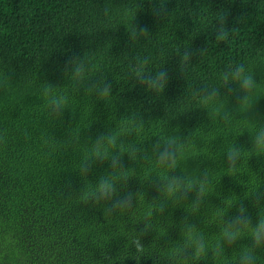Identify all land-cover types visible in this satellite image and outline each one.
Segmentation results:
<instances>
[{
    "label": "trees",
    "instance_id": "trees-1",
    "mask_svg": "<svg viewBox=\"0 0 264 264\" xmlns=\"http://www.w3.org/2000/svg\"><path fill=\"white\" fill-rule=\"evenodd\" d=\"M222 17L228 36L218 40ZM135 28L148 33L132 37ZM145 60V77L163 73V89L137 78ZM238 67L255 82L243 102ZM60 96L67 103L54 112ZM261 128L264 0H0V264H175L189 227L205 253L195 258L190 244L178 264H244L264 217ZM173 138L184 144L175 165L158 164L152 146ZM98 141L104 158L93 157ZM110 175L117 195L135 193L132 206L85 202ZM172 176L203 183L202 196L159 192ZM238 215L251 225L230 243L223 229ZM253 254L248 264H264V233Z\"/></svg>",
    "mask_w": 264,
    "mask_h": 264
},
{
    "label": "clouds",
    "instance_id": "clouds-1",
    "mask_svg": "<svg viewBox=\"0 0 264 264\" xmlns=\"http://www.w3.org/2000/svg\"><path fill=\"white\" fill-rule=\"evenodd\" d=\"M156 14L161 17H166L167 10L166 8L161 5L159 8L156 9ZM223 22L224 17L221 18V31L223 32V35L218 37V40H224L228 36V32L225 31L223 28ZM137 31L140 32V34H147L148 31L146 28L137 29L135 28V31L131 33L130 35L134 37L137 33ZM184 59H187V56L184 57ZM70 63H74L76 65L75 67V75L73 79H82L84 74V63L82 61L76 60V61H70ZM147 60L143 61L142 64H140L136 69V76L139 78L143 83H146L148 85V89L153 90H161L164 88L165 85V77L163 73H157L155 77H145L144 71H143V64H146ZM234 79H240L243 81V84L241 87L245 91V95L242 98V101H246L247 96L246 93L251 91L255 87V82L253 80V77L251 75L245 74L243 67H238ZM225 82L228 80V74L225 73L224 75ZM51 87L50 85L48 86ZM100 93V96H107L109 95L111 88L108 85H104L102 88L97 89ZM215 93L212 95H205L203 98V102L207 104L209 101L214 99ZM67 103V97L66 96H60L53 101H51V104L53 105L52 111L58 112L63 109L64 105ZM107 143L108 144H115V137L113 135L107 137ZM257 149L264 150V128H261L260 130V137L256 138L253 144ZM184 147V144L182 142H177L175 138L167 140L164 142L163 147H161V142H157L155 145L152 146L153 152L156 153L157 156V163L160 165L168 164L169 166H174L176 161V155L179 151H181ZM240 150L239 149H232L228 152V162L231 166H235L236 160L238 157H240ZM158 153V155H157ZM107 156V151L105 149L104 153H101V142H97L94 146V154L93 157H101L104 158ZM92 158L86 159L84 162H82L81 165V172H83V169L87 167V161L91 160ZM122 168V166L119 165V161H114V168ZM127 180V177L124 178ZM119 180V177H116L114 175H110L107 179H102L99 184L95 185V187L91 191L85 190L83 195L85 197L86 203H94V204H100L101 202H108V207L106 208V211L113 212L116 209H123L126 207H130L134 204L135 201V193H132L130 191H127L125 195L119 196L118 188H117V181ZM164 183H162L158 187V191H163L167 195H176V194H182L184 198L187 199V194L194 189H196V199L198 200L203 192H204V184L200 183L199 185H195L192 182L186 181L184 177H166L163 180ZM256 204H260V200L264 199V194H257L256 195ZM195 202V201H194ZM163 210V209H161ZM239 213L243 214L245 212L244 206H241L239 208ZM251 225L250 219L243 215H238L231 223L226 225L223 229V237L228 238L229 242L235 241L240 235L241 231L244 228H247ZM194 230V227H189L187 230L188 240L187 243L183 248H177L173 254L169 257L170 260L175 261V264H178L179 258H184L183 253L190 244H195L194 249V257L199 258L201 255L205 253V245L197 238H194L192 236V232ZM261 233H264V217H260L258 225L253 228L252 231V239H253V246L249 247L243 252V255L241 256V261L244 262V264H248V262L255 259L254 256V249L255 247L259 246L260 239H261ZM134 246L137 248H142V244L140 240L134 241ZM215 255L219 254V243H217L215 249H214ZM186 259V258H184Z\"/></svg>",
    "mask_w": 264,
    "mask_h": 264
}]
</instances>
